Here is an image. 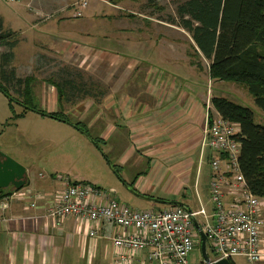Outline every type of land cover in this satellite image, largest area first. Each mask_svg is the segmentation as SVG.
<instances>
[{
    "label": "crops",
    "instance_id": "1",
    "mask_svg": "<svg viewBox=\"0 0 264 264\" xmlns=\"http://www.w3.org/2000/svg\"><path fill=\"white\" fill-rule=\"evenodd\" d=\"M73 3V0H58L50 5L54 8L60 5L58 8L61 11L68 12ZM139 15L147 19L142 14ZM70 18L64 16L47 24L43 30L50 42L43 49L72 61L68 58L80 57L86 52V48L79 41L85 38L84 31L67 21ZM140 22L143 26L130 20L122 30H116L111 28L109 21V27H104L102 31L105 34L111 29L106 37L114 40L113 43H118V47L111 50L90 48L101 59L105 56L113 72L126 68L124 79L120 81L121 88L99 98L76 95L69 97L64 104H79L70 109L81 110L78 111V117L87 122L89 130L97 129L96 133L101 138L96 139H100V143L115 152V167L117 163L122 166L130 163L134 167L146 164L145 170L138 174L135 187L129 186L132 194L136 195V192L166 203L181 202L192 211H197L199 209H194L187 203L188 198L193 195L190 185L196 174L197 190L200 183L198 165H201L206 156L210 162L214 157L203 140L208 119H213L218 112L211 103L213 96L207 95L204 88L196 90L190 87L188 80H183L187 76L194 78L202 74L203 77L205 71L198 72L191 66L189 55L181 54V47L185 44L182 33H187L186 30L169 21L150 26L147 25L148 20ZM36 25L43 24L39 21ZM185 41L190 43L192 39L187 38ZM44 57L45 54L40 52L36 54V69L43 68L40 61ZM205 77L209 78L208 72ZM126 88L129 89L128 92ZM53 95H44L46 103L43 107L48 105L49 108L41 110L51 114L58 113L54 111L55 105L62 102L59 101L57 92ZM96 101L100 102L95 104ZM83 103L86 105L83 106ZM26 116L27 114L22 118ZM37 166L36 163L25 166L27 185L17 191L23 198H14L5 211L1 207L4 198L0 199V264H89L101 245L105 246L104 258L108 260V264H112V242L104 238H90L89 225L85 221L69 217L58 224L48 217L49 206L64 188L55 175L49 177L45 170H40ZM35 168L38 170L37 174ZM122 180L125 184L129 183L123 178ZM72 181L89 183L84 179ZM211 182L212 176L209 184ZM203 190L204 194L199 190L198 198L205 208L202 197L208 192L211 201L210 185ZM4 191L16 193L13 188ZM37 193L43 195V198L33 199V195ZM32 202L37 205L32 207ZM153 203L175 207L156 201Z\"/></svg>",
    "mask_w": 264,
    "mask_h": 264
},
{
    "label": "rangeland",
    "instance_id": "2",
    "mask_svg": "<svg viewBox=\"0 0 264 264\" xmlns=\"http://www.w3.org/2000/svg\"><path fill=\"white\" fill-rule=\"evenodd\" d=\"M57 1L21 0L18 3H12L0 0V22L2 21L6 29H12L20 40L19 45L15 49L16 54H18L17 60L15 58L16 61L14 60L13 62L14 66L16 63V75L23 80H30L29 86L32 87L33 94L27 102L35 109L48 110V105L43 107L46 103L44 95L47 94L49 96L52 94L54 96L55 92L58 93L54 83L59 74L63 73L66 75L64 71H72L75 75L82 76L79 77V80L90 85L92 92L90 94L99 91L100 88H105L104 90L108 93L119 90L122 85L120 81L124 79V73L127 71L126 68H119L113 72V68L109 66L107 59L104 58L105 56L101 59L100 55H96L90 49L111 50V48L118 47V43H113L114 40L112 41L111 38L106 37L112 30L110 29L109 32L104 34L102 29L109 27V21L111 22V28L116 30H122L130 20L132 23L136 22L139 24L138 26H143L142 22H140L141 20H148L149 23L147 25L149 26L159 25V22H167L169 20L168 17L175 12L176 4L185 0H157L155 5L150 7L146 6L148 0H92L83 18L74 16L79 0H73L72 9L68 12L61 11V8H58L60 5L55 8L51 7L50 4ZM40 10L44 12L41 13ZM110 13H112V16H109ZM138 13L147 19L141 18ZM52 15L54 17L47 18ZM64 16L71 17L67 21L74 24L77 29L83 30L85 35V38L79 41H82L86 52L80 57H69L68 59L72 61L67 60L66 57H57L50 50L48 53L43 49V46H47L50 42L49 38L44 35L43 29H46L48 23L58 21ZM39 21L43 25L37 26L36 23ZM67 38L70 39L69 37ZM67 38L65 40H68ZM187 38L191 39L190 34L188 32L182 33V39L185 43L181 47L182 55H186V51L190 46V43L185 41ZM69 42L71 43L72 41L69 40ZM38 52L45 54L46 57L40 61L43 63V68L36 69L38 60L36 54ZM208 65V62L205 63L206 69L203 72V77L202 74L194 78L187 76L188 78L186 77L183 80H188V85L196 88V90L204 88V91L210 97L227 98L234 103L251 108L255 114V122L263 126L264 114L256 106L247 90L229 82L222 83L205 77L209 70ZM0 82L4 84L1 77ZM99 84H102L103 87L99 86ZM128 90L126 88L127 92ZM10 93L13 94V91L11 90ZM59 101L62 103L58 102L54 111L65 116L71 122L83 123L88 131L87 122L78 117V111L81 110L70 109L79 104H64V102L68 101L67 97H60ZM10 103L11 100L0 90V151L2 153L7 154L23 166L36 163L38 165L37 168L45 170L49 177L54 175L56 178L68 176L76 181L84 179L90 184L111 192L116 198L134 207L139 212L172 208L168 205L165 206L140 199L132 194L130 187H135L138 174L145 170V163L138 167H134L130 163L125 166L117 163L115 167V152L104 145V143H100V149V146L89 140L87 135L75 129L70 123L55 118L39 116L40 114L38 115L35 112L27 111L26 118L13 120L14 114L10 108ZM94 103L97 104L96 102ZM85 105L83 103V106ZM14 106L15 112L18 114L26 111V108L17 102L14 103ZM92 109L95 111V108ZM89 131V134H92L93 137H100V134L96 133L97 129H90ZM105 155L111 159V163L105 158ZM197 170H199L200 174V183L197 185L196 190L195 174L194 181L190 185V192L193 195L188 198L187 203L191 204L194 209H201L202 206L198 198L200 191L204 194L203 189L210 185L213 174L211 162L207 156L201 165H198ZM37 172L38 170L35 168V173L37 174ZM122 178L129 183L125 184ZM207 193L202 197V203L208 214H211L213 204ZM199 219L203 221L202 217H199ZM195 234H197L196 230ZM103 248L105 249L103 245L97 248L92 263L89 264H108V260L104 258ZM208 253L210 257H214V253L210 248H208ZM189 261L190 264H203V255L199 247L191 253ZM262 263L264 264V260ZM233 264L251 263L245 259L236 258Z\"/></svg>",
    "mask_w": 264,
    "mask_h": 264
},
{
    "label": "built area",
    "instance_id": "3",
    "mask_svg": "<svg viewBox=\"0 0 264 264\" xmlns=\"http://www.w3.org/2000/svg\"><path fill=\"white\" fill-rule=\"evenodd\" d=\"M91 1L79 0L74 16L83 18ZM205 129L204 145L214 154L210 184L212 214L204 207L189 211L181 206L139 212L111 192L94 184L74 182L67 176L58 177L64 190L49 206L48 217L58 224L69 217L85 221L90 238L112 242V264H190V255L200 243L195 217L214 253V257L209 256L211 264L220 260L233 264L236 258L263 264L264 200L252 193L241 172L238 140L241 127L218 113L208 119ZM18 197L23 198L17 191L5 196L2 209L5 211ZM42 198L39 193L33 195V199ZM36 205L31 203L32 207Z\"/></svg>",
    "mask_w": 264,
    "mask_h": 264
},
{
    "label": "trees",
    "instance_id": "4",
    "mask_svg": "<svg viewBox=\"0 0 264 264\" xmlns=\"http://www.w3.org/2000/svg\"><path fill=\"white\" fill-rule=\"evenodd\" d=\"M156 1L148 0L146 6H154ZM176 6L168 21L178 24L190 34L192 42L186 53L191 66L202 72L207 61L209 79L229 82L247 90L264 114V0H185ZM19 41L17 34L12 29H6L1 21L0 77L5 85L0 82V90L11 100L13 120L24 117L27 111L44 116L50 114V118L70 123L83 134L91 136L100 146V139L92 137L83 123H74L59 113H47L29 105L27 100L33 94L30 80L19 78L13 63ZM64 73L66 75L59 74L54 83L61 98L76 95L99 98L107 93L105 88H100L90 94V85L79 80L82 76L72 71ZM15 102L26 108L23 114L15 112ZM211 103L220 116L240 125L241 172L252 193L264 200V125L255 122L251 108L227 98L213 97ZM105 158L110 162L107 155ZM0 194V199H3L11 192L0 190Z\"/></svg>",
    "mask_w": 264,
    "mask_h": 264
},
{
    "label": "water",
    "instance_id": "5",
    "mask_svg": "<svg viewBox=\"0 0 264 264\" xmlns=\"http://www.w3.org/2000/svg\"><path fill=\"white\" fill-rule=\"evenodd\" d=\"M47 117H52L50 114H46ZM89 140L93 139L91 137H88ZM94 142V141H93ZM95 143V142H94ZM96 144V143H95ZM28 180V174L27 169L25 166H23L21 163L15 161L11 157H9L7 154L2 153L0 151V190H5L9 188H13L16 191L21 190L25 188L27 185ZM134 192V191H133ZM136 195L140 196L141 198H145L147 200L153 201V202H161L163 204H169L175 207H184L189 211H192L188 206H186L183 203H177V202H162L158 199H152L145 195H139L136 192H134ZM195 229H197L198 237L200 241V250L203 255V262L204 264H211L208 248H210L209 241L207 240V236L205 233L200 229V224L198 222V219L195 217L193 219ZM212 264H231L228 260H220V262L212 263Z\"/></svg>",
    "mask_w": 264,
    "mask_h": 264
},
{
    "label": "flooded vegetation",
    "instance_id": "6",
    "mask_svg": "<svg viewBox=\"0 0 264 264\" xmlns=\"http://www.w3.org/2000/svg\"><path fill=\"white\" fill-rule=\"evenodd\" d=\"M198 247V246H197Z\"/></svg>",
    "mask_w": 264,
    "mask_h": 264
}]
</instances>
